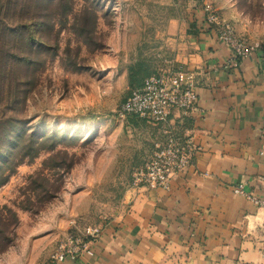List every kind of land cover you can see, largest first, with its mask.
Wrapping results in <instances>:
<instances>
[{
	"label": "rangeland",
	"instance_id": "374dc122",
	"mask_svg": "<svg viewBox=\"0 0 264 264\" xmlns=\"http://www.w3.org/2000/svg\"><path fill=\"white\" fill-rule=\"evenodd\" d=\"M25 1L37 13L46 0ZM50 5L53 29H31L30 62L6 68L10 81L0 84V123L7 120L0 130L3 155L10 139L20 136L0 167V214L8 216L0 257L10 248L22 249L33 229L40 237L47 224L63 231L54 250L68 235L124 207L126 191L136 185L134 172L153 154L156 128L163 126L121 120L115 112L142 78L181 68L168 55L194 9L207 6L230 19L237 36L264 42V0H53ZM10 130L15 131L9 136Z\"/></svg>",
	"mask_w": 264,
	"mask_h": 264
},
{
	"label": "crops",
	"instance_id": "0c3cea01",
	"mask_svg": "<svg viewBox=\"0 0 264 264\" xmlns=\"http://www.w3.org/2000/svg\"><path fill=\"white\" fill-rule=\"evenodd\" d=\"M204 18L199 5L168 55L194 73L196 109L172 110L164 127L199 147L190 166L168 189H128L124 207L97 223L94 255L62 264H263L264 208L233 189L242 184L246 194L264 198V52L229 66L230 48ZM45 226L0 264H48L63 231Z\"/></svg>",
	"mask_w": 264,
	"mask_h": 264
},
{
	"label": "built area",
	"instance_id": "2783aa9c",
	"mask_svg": "<svg viewBox=\"0 0 264 264\" xmlns=\"http://www.w3.org/2000/svg\"><path fill=\"white\" fill-rule=\"evenodd\" d=\"M204 24L216 29V37L230 48L226 64L237 66L243 60L264 52V42L248 41L234 33L230 23L220 18L209 7L203 6ZM198 95L194 73L182 68L163 70L148 75L139 87L132 88L115 114L121 120L136 117L152 125L163 126V138L154 143L153 154L134 172L135 186L168 189L173 177L185 172L199 147L190 137L177 135L164 128L172 110L187 114L196 109ZM261 124L264 130V109ZM264 151V146L262 147ZM233 192L245 195L254 205L264 208V198H256L243 191L238 184ZM106 219L103 217L102 220ZM101 231L100 224L90 226L80 234H70L59 241L49 256L48 264H62L80 255L93 256V243ZM264 264V241L259 249Z\"/></svg>",
	"mask_w": 264,
	"mask_h": 264
},
{
	"label": "trees",
	"instance_id": "16d2710c",
	"mask_svg": "<svg viewBox=\"0 0 264 264\" xmlns=\"http://www.w3.org/2000/svg\"><path fill=\"white\" fill-rule=\"evenodd\" d=\"M52 1L53 0H46L43 3V0H37L38 3H43L41 5L38 4V8L40 9L37 13L30 12V1L5 0L3 4H0V41L2 44V47H0V84L10 81V78H7L8 73L5 70L6 68L12 69L15 65L23 63L28 65L30 62L28 56L32 52V45L34 44L31 37V29L40 27L42 30L48 29V32L53 29L51 21L53 14L50 13V4ZM26 16H28V18ZM23 49H25V51H23ZM143 79L144 78L134 87H139ZM134 119L136 120L138 118L130 117L127 120ZM6 121L2 124L0 123V130L4 127ZM14 131L15 130H10L8 132L9 136ZM14 138L15 139H10L9 146L11 148H9L6 156L3 155V149L6 143L0 141V158L5 156L2 160L0 159V167L3 165L2 163L7 165L9 162L8 156L13 153L14 147L17 146L20 141L19 135H16ZM2 171L3 170L0 171V174ZM6 226H8V216L0 214V240L3 241V243L6 241L4 235ZM3 248L4 246H1L0 251Z\"/></svg>",
	"mask_w": 264,
	"mask_h": 264
}]
</instances>
